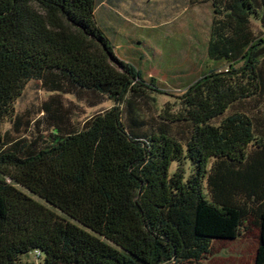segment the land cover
<instances>
[{"label":"trees","instance_id":"1","mask_svg":"<svg viewBox=\"0 0 264 264\" xmlns=\"http://www.w3.org/2000/svg\"><path fill=\"white\" fill-rule=\"evenodd\" d=\"M182 3L212 7L227 66L159 107L97 0H0V264H207L245 238L264 264V0Z\"/></svg>","mask_w":264,"mask_h":264},{"label":"rangeland","instance_id":"2","mask_svg":"<svg viewBox=\"0 0 264 264\" xmlns=\"http://www.w3.org/2000/svg\"><path fill=\"white\" fill-rule=\"evenodd\" d=\"M96 18L100 27L114 39L121 55H129L127 59L142 70L147 80L155 76L160 88L155 94L159 107L176 100L205 72L227 66L224 62L211 61L207 56L209 27L213 19L209 4L184 6L182 0H97ZM45 97L44 91L31 82L19 108L24 110ZM112 104L107 100L98 107L82 105L76 114L85 119ZM185 165L188 176L190 161L187 160ZM177 167L178 162H173L172 172ZM256 248L257 242L252 238L220 242L217 254L207 264H253ZM24 257V260L40 262L34 251Z\"/></svg>","mask_w":264,"mask_h":264},{"label":"crops","instance_id":"3","mask_svg":"<svg viewBox=\"0 0 264 264\" xmlns=\"http://www.w3.org/2000/svg\"><path fill=\"white\" fill-rule=\"evenodd\" d=\"M132 41H136V39L134 38H130ZM113 40V42H114V39H112ZM114 45H115V47H116V44H115V42H114ZM153 50V49H152ZM155 50V49H154ZM116 52H117V54H118V56L120 57V58H122V59H124V60H126V61H128V62H130V60H128L127 59V57H130L129 55H126L125 53H124V55H126V57L124 56V55H121L120 53H119V51H118V49H117V47H116ZM132 63V62H131ZM153 77H155V76H153Z\"/></svg>","mask_w":264,"mask_h":264}]
</instances>
